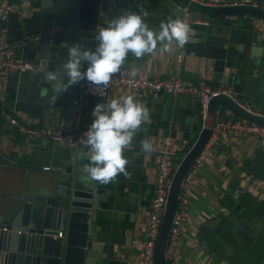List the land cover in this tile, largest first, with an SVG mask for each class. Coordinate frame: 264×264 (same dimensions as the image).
I'll list each match as a JSON object with an SVG mask.
<instances>
[{
  "label": "crops",
  "instance_id": "0c3cea01",
  "mask_svg": "<svg viewBox=\"0 0 264 264\" xmlns=\"http://www.w3.org/2000/svg\"><path fill=\"white\" fill-rule=\"evenodd\" d=\"M116 4H125L126 11L142 9L149 27L157 29L169 16L183 18L182 7H189L190 42L171 53L141 60L130 54L125 67L134 66L137 76L180 77L214 89L229 88L234 100L264 113L263 17L204 14L192 8L202 5L186 0H100L98 27H106L113 14H121ZM244 6L262 8L264 0H250ZM41 23L40 0H13L11 11L0 23V45L15 46L18 60L37 65L36 34ZM178 53H182L180 62ZM54 95L52 85L40 86L33 72L11 74L5 82L0 77V154L10 162L0 164L1 217L11 207L22 181L34 184L48 179L72 154L86 151L82 145L70 148L46 138L27 137L3 117L7 112L24 125L70 131L79 89L69 87L56 102ZM126 95L135 97L129 89L111 86L104 103ZM135 98L150 110L151 123L142 126L132 147L125 150L130 177L121 174L107 185L96 181L99 193L94 196L90 221L91 252L96 255L92 264H138L154 194L156 150L162 139L170 136L184 156L204 127L194 94L155 93ZM83 108L84 122L91 124L92 109L86 107L85 100ZM217 109L221 122H225L223 113L228 115L226 121L245 120L224 106ZM145 138L153 143L155 151H140V141ZM190 198L182 234L175 242L181 264H264L263 141L231 128L218 131L209 155L197 168ZM0 222L5 223L3 219Z\"/></svg>",
  "mask_w": 264,
  "mask_h": 264
},
{
  "label": "water",
  "instance_id": "95a60500",
  "mask_svg": "<svg viewBox=\"0 0 264 264\" xmlns=\"http://www.w3.org/2000/svg\"><path fill=\"white\" fill-rule=\"evenodd\" d=\"M100 0H40L41 27L36 34L38 70L33 73L39 85L48 87L56 82L45 79L47 71L62 78V69L71 44L83 41L94 50L98 28ZM188 0H186L187 2ZM116 11H126L125 4H116ZM204 14L243 13L264 18L263 8L252 6L209 7L192 5ZM119 14H113V17ZM110 14L107 15L109 17ZM110 21V20H109ZM108 21V23H109ZM85 63L82 70H86ZM77 87L78 83L72 85ZM103 98L86 95L85 104L94 109ZM241 102L226 95L210 99L204 127L196 141L179 162L171 179L160 230L154 246V264H166L164 247L177 204L181 180L207 143L215 123L218 106H224L249 122L264 125V115L244 109ZM228 115L223 113L226 121ZM2 100L0 99V135ZM82 153H74L48 179L22 182L12 198V205L0 222V264H92L90 221H93L94 196L99 193L96 181L83 171ZM0 164H10L0 154ZM6 226L7 230H2ZM243 227H245L243 225ZM242 227V228H243ZM58 232L62 235L58 236Z\"/></svg>",
  "mask_w": 264,
  "mask_h": 264
},
{
  "label": "clouds",
  "instance_id": "9594fccd",
  "mask_svg": "<svg viewBox=\"0 0 264 264\" xmlns=\"http://www.w3.org/2000/svg\"><path fill=\"white\" fill-rule=\"evenodd\" d=\"M147 15L142 9L123 11L114 16L106 27H98L95 34L94 50L83 41L71 44L62 69V78L55 71H47L45 79L56 82L52 85L53 101L66 92L69 87L87 80L97 88H106L113 77L121 74L122 68L131 54L135 60L159 53H171L175 48H183L190 42L192 29L186 19L177 16L161 21L157 28H150L145 21ZM86 70H82L84 64ZM138 74L130 67V78ZM93 94L103 96L102 92ZM93 122L79 139L86 151L81 159L83 171L93 181L107 185L119 175L130 177L127 165L130 163L125 150L133 145L134 137L144 124L151 123L150 110L133 95L114 98L110 102L97 103L91 112ZM140 151H155L153 143L145 138L140 141Z\"/></svg>",
  "mask_w": 264,
  "mask_h": 264
},
{
  "label": "built area",
  "instance_id": "2783aa9c",
  "mask_svg": "<svg viewBox=\"0 0 264 264\" xmlns=\"http://www.w3.org/2000/svg\"><path fill=\"white\" fill-rule=\"evenodd\" d=\"M202 6L222 7V6H244L250 3V0H188ZM13 0H0V23L7 18L11 11ZM184 10V19L189 23V7L188 5L182 7ZM264 10V7H262ZM176 59L180 62L182 60V53H178ZM131 65L122 68L121 74L113 77L112 83L106 88H97L87 80L80 81L77 88L79 89L78 102L74 107L73 128L70 131H62L60 129L52 128L50 126H29L19 123L10 113L3 112V117L9 121L10 124L18 126L21 133L30 138H46L54 144L64 145L70 148H76L81 144L78 142L82 134L88 130L91 124L84 122L83 102L86 95H93L97 98H103L107 90L111 86L123 87L132 91L137 98L148 97L155 93H167L175 95L186 92L197 96L199 119L202 123L207 116L208 104L211 98L218 95H226L233 98V93L229 88H210L203 85L201 82L195 84L186 81L180 77L176 78H143L136 76L130 78L128 72ZM38 66L29 62L18 60L15 56V46L0 45V77L3 82L6 78L15 73H22L25 71L36 72ZM95 91L102 92L103 96L93 94ZM247 111L264 115L254 109L244 107ZM216 120L212 128V133L201 150L198 156L193 161L192 165L184 174L177 196V204L173 214L171 224L168 230V235L164 247V260L166 264H181L178 256L175 242L181 236L183 230L184 220L188 213V206L191 201V190L195 181L197 168L202 163L204 158L209 155L211 145L214 142L216 133L222 129H235L244 134L251 135L264 142V125L249 122L241 119L233 121L221 122V111L216 110ZM158 157L155 181L154 194L150 203L148 212L147 227L143 233L144 243L141 247L138 264H154V246L157 239L162 217L165 210L167 195L171 183L172 176L182 159L179 154L174 141L170 136H165L158 149L156 150ZM2 230H7L6 226ZM62 233L58 232V236Z\"/></svg>",
  "mask_w": 264,
  "mask_h": 264
},
{
  "label": "rangeland",
  "instance_id": "374dc122",
  "mask_svg": "<svg viewBox=\"0 0 264 264\" xmlns=\"http://www.w3.org/2000/svg\"><path fill=\"white\" fill-rule=\"evenodd\" d=\"M43 182H45V181L43 180ZM0 219H2L1 216H0Z\"/></svg>",
  "mask_w": 264,
  "mask_h": 264
}]
</instances>
